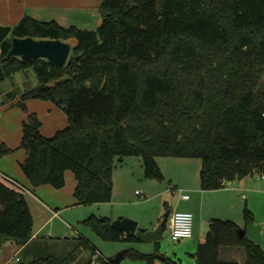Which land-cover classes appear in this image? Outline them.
<instances>
[{"label":"trees","instance_id":"trees-1","mask_svg":"<svg viewBox=\"0 0 264 264\" xmlns=\"http://www.w3.org/2000/svg\"><path fill=\"white\" fill-rule=\"evenodd\" d=\"M100 6L96 30L26 15L0 43V84L30 67L37 75V84L15 103L28 112L20 146L31 184L62 188L71 170L77 203L109 201L114 165L127 156H140L144 176L158 180L164 178L158 157L201 158L206 190L264 172V0H102ZM15 36L77 43L59 66L9 56ZM30 98L57 104L68 125L43 135L38 114L25 103ZM12 150L2 143L0 158ZM244 219L254 220L247 206ZM112 222L94 214L82 220L104 239L140 240ZM33 225L24 191L0 176V239H14L28 256L13 264H73L86 248L83 264H115L113 256L94 259L97 247L83 235L73 238L79 243L63 258L43 254L60 245L50 239H72L32 238ZM239 227L213 219L195 253L197 264H240L222 259L223 248L241 250L244 264H264L262 245L240 237ZM155 244V252L130 247L124 255L145 264H181L160 251V241Z\"/></svg>","mask_w":264,"mask_h":264},{"label":"crops","instance_id":"crops-1","mask_svg":"<svg viewBox=\"0 0 264 264\" xmlns=\"http://www.w3.org/2000/svg\"><path fill=\"white\" fill-rule=\"evenodd\" d=\"M101 1L102 0L99 2L100 4ZM96 6H98V4L96 5L94 0H0V24L9 25L13 29L14 26L19 24L23 17L30 15L43 21L56 20L64 25L65 22L68 23L76 21L78 19V14L88 13ZM73 24L80 26V23L76 22H73L70 25ZM68 42H70L71 45H75L77 40L75 38H70ZM14 77L15 74L11 78L12 81L10 83V87H0V110L4 109L8 111L7 113H16V115H18V118L16 120L14 119V122L11 119V123H4L1 129L2 133L0 145L4 143L13 150L12 152L5 154L0 158V174L14 179L25 188L22 190L27 197V201L34 219V233L32 238H39L43 236L60 237L61 235H58L60 234L58 233L60 232L59 227L51 225V221H54V219L57 218L62 219L66 230L68 227H73L76 229L69 219L61 217L63 215H67L66 217H71L73 222H77L79 224L82 222V220L92 214L97 216L111 217L112 220L121 217H134L140 222L143 220L145 221L147 218V213L138 207L133 206L134 208H131L129 205H139V203H142L132 201L130 199V194L136 186L135 183H137V181H141V179H145L142 182L144 185L142 191L138 192V189H136L137 195L144 197L143 199L146 198L147 194H150L156 190L159 192H166L168 190V185L163 188L165 186L163 181L161 182V180H159L160 182H158V179L146 178L144 176L143 160L140 156H137L136 158L133 156H127L116 161L112 171V182L114 183L112 187L111 199L109 201L92 202L94 205L103 203L112 205L110 208H106L104 211H101L102 213H98V211H94L93 209L88 210V208H85L91 203H77V199L74 196V189L78 181H76L73 172L66 171V180L70 182L72 186L70 189L72 194L70 193V196L72 195L73 199L71 201H68L69 197L68 200L63 198L65 195V192L62 191L63 188H55L49 184L40 186H33L31 184L30 180L27 178L21 167V163L25 160L27 152L23 147L20 146L23 135V122L26 120L28 112L21 109V106L15 104L20 100L21 93L26 89L27 86H29V84L27 81L16 83ZM30 85L34 84L30 83ZM13 92L15 93L13 94ZM9 93L12 94L11 97H9ZM25 103L29 109V112H36L38 114L42 122L40 130L45 136L49 135H47L48 133H44L42 130L44 127L39 110H42L44 115L49 117V122L54 128L62 129L59 127L61 126L60 124H62L61 122L65 121V119L68 122L67 114L64 113L65 110L52 101L30 98L27 99ZM7 113L5 112L4 115L6 116ZM159 158L160 157L157 158V161L164 174L163 179L165 180L167 178V173L159 161ZM201 167L202 160L201 162H196V170L195 168L194 171L188 168L185 169V177L183 180L170 177V182H176L175 186L177 187L174 193H176L177 196L173 197L172 202L174 205L172 204L169 210L191 211L194 214V218L197 216L203 222L207 223L209 228L212 220L215 218L231 219L236 221L240 227H246L248 223H246L244 219V208L247 206L254 214L253 221L255 223L262 224V242L260 243L262 245L264 243V172L255 170L244 178L226 181L224 186L221 188L206 190L201 187ZM2 175L0 176L2 177ZM2 178L5 182L10 183V181L5 179L4 176ZM11 185L17 187L12 183ZM70 190H68L67 193H69ZM182 192L189 193L190 197L183 198ZM67 195L68 194H66V197ZM116 205H119L120 208H117ZM121 206H125L124 209L123 207L121 208ZM37 217L41 218L38 225H36ZM161 220L162 218H159L158 222ZM85 227L90 228L88 226ZM143 229L147 230V228ZM76 230L78 231V229ZM165 230H167L169 233L167 226ZM44 231H46V233H44ZM194 231L196 232V230H193V235L189 238H183L181 240H173L171 236L170 238L172 241H178L181 244L187 241L186 244L190 243L194 247L197 246L198 249V245L205 240L204 238H206L207 232L200 236L197 245V243L193 241ZM93 232L99 236L95 231ZM78 235L85 236L97 247V252H95L96 254L94 255V259L98 255L110 257L105 255L104 252L99 248L94 239L90 236L91 234L87 233L85 230H79ZM3 241L0 239V244ZM161 246L162 244L160 241V251L162 250ZM191 249H193V247ZM21 250L22 246H19L17 252H21ZM196 251H193L191 254L196 256ZM162 253L166 254L165 252ZM222 253H224L226 258H236L240 264H244V253L241 250L236 248H223ZM17 257L19 256H16L13 261H16Z\"/></svg>","mask_w":264,"mask_h":264},{"label":"rangeland","instance_id":"rangeland-1","mask_svg":"<svg viewBox=\"0 0 264 264\" xmlns=\"http://www.w3.org/2000/svg\"><path fill=\"white\" fill-rule=\"evenodd\" d=\"M94 1L96 5L98 4V6L90 10L88 13L78 14L77 15L78 19L76 21H73L76 23H80L79 27H82V28L85 27L87 29L96 30L97 27L99 26L101 18H102L101 12H100V7H101L99 3L100 0H94ZM73 22H68V23L65 22L64 25L69 26ZM14 80L16 83H19L21 81L22 82L27 81L29 85L30 83L35 85L37 83V75H36L34 68L30 67L26 69L25 71L15 74ZM11 81H12L11 79H7L5 82H2L0 84V87H7V88L10 87ZM14 93L15 92H13V94ZM21 109L23 108L21 107ZM39 111H40V117L42 118V121H43V127H44L42 128L43 132L48 133L47 135L49 136L53 135V133H55V131H57V129L59 128H54L53 126H51V123L49 122V117L45 116L42 110H39ZM5 112L7 113L8 111L4 109L0 110V139H1V133H2L1 129L4 123L10 122L11 119L14 122V119L16 120L18 118V115H16V113H7V115L5 116L4 115ZM52 115H55V114H52ZM61 123L62 124H60L61 126L59 127L63 129V127L65 128L68 122L65 119V121ZM133 157L136 158L137 156H133ZM159 161L161 162V164L163 165V168L165 169L167 173V178L165 180L164 179L161 180V182L162 181L164 182L165 186L163 188H165L168 185V190L166 192H163V191L159 192L158 190H156L150 194H147L146 198L143 199L144 197L137 195L136 193V189H138V192L142 191L143 189L144 185L142 184V182L145 179H141V181H137V183H135L136 186L130 194V199L132 201L142 202V203H139V205L129 204L130 207L131 208L138 207L139 209L147 213V218L145 219V221L143 220L142 222H140L137 218H134V217H130V218L137 220L139 222V227L147 228V230L155 229L158 226L159 224L158 219L162 218L163 215L170 209L171 205L173 204L172 202L173 197L177 196V194L174 193L177 187L175 186L176 182H173V183L170 182V177L183 180V178L185 177L184 176L185 169L188 168L194 171V168H195L196 170V162H201V158H184V157H175V156L170 157L168 155L166 157L165 156L160 157ZM197 167H198V163H197ZM68 172H72V171L68 170ZM158 182L160 181L158 180ZM71 187L72 186L70 182H68L67 180H66L65 186L62 187L63 188L62 191L65 192V195L63 198L68 200V197H69L68 201H71L73 199V196L72 195L70 196ZM68 190H70L69 193H67ZM66 194H68L67 197H66ZM91 204L87 205V207L85 208H88V210L93 209L94 211H98V213H102L101 211H104L106 208H110L112 206L110 204H105V203L99 204V205H94V203L92 205ZM116 207L120 208L119 205H116ZM122 207L124 209L125 206H121V208ZM66 216L67 215H63L61 217L69 219V221L73 223L74 227L78 229V231L85 230L87 233L91 234L90 236L94 239L96 244L104 252L105 255L114 257L119 252L124 251V249L130 248V247L138 248L140 251H143V252H149V253L155 252V249H156L155 242L128 241V240L110 241V240L97 236L90 228L85 227L84 224H82V222L80 224L77 222H73L71 217H66ZM39 220H41V218L37 217L36 225H38ZM51 225L59 227L60 232L58 233L60 234L58 235H61L63 237L70 236L72 239V242L50 239L54 243L59 242L58 243L60 244L58 245L59 247H57L56 244H53L52 247L54 248H48L44 252L43 251L42 252L43 254L54 252V253L61 255V257L63 258L65 257L64 255H67L68 254L67 252H69L72 249V246H75L79 243L77 239H73L74 237H78V231L73 227H68V229L66 230L65 225L62 219L60 218H57V219H54V221H51ZM208 229H209V225L203 222L197 216H195L194 230H196V232L194 231L193 241H195L197 245H198V240L200 236H202L205 232H207ZM44 233H46V231H44ZM186 242L181 244L178 241H172L168 231L165 230L164 239L161 240V244H162L161 252H165L167 255H169L170 257L174 258L175 260L179 262L181 261L182 264H197L196 257L191 254L193 251L197 250V246L194 247L190 243L186 244ZM63 244H64V247L60 248L61 245ZM262 246L264 247V243L262 244ZM18 247H19V244L14 239L4 240L0 246V264L16 263V261H13V259L16 256H19L22 258H28L26 252H17ZM192 247L193 249H191ZM83 251H84L83 254L79 256L80 261L73 263V264H83L84 257L88 256L89 250H87L86 248V249H83ZM220 257L222 259H228L222 252H221ZM244 260L245 258H243V261ZM122 264H145V263L141 259H134V258L127 256L122 260ZM156 264H168V263L162 262L161 260L158 259L156 261Z\"/></svg>","mask_w":264,"mask_h":264},{"label":"water","instance_id":"water-1","mask_svg":"<svg viewBox=\"0 0 264 264\" xmlns=\"http://www.w3.org/2000/svg\"><path fill=\"white\" fill-rule=\"evenodd\" d=\"M12 27L0 24V42L11 36ZM72 45L68 41L54 38H35L33 36L12 37L9 56H18L22 60H35L38 58L49 59L53 64L63 66L66 64ZM168 210L162 217L158 226L152 230H145L139 227V222L130 217H121L113 220L112 224L125 232L135 233L141 241H161L164 239L165 224L170 215ZM240 237L247 235L257 243L262 242V224L250 221L246 227H239ZM125 258L124 251L114 256L115 264H120Z\"/></svg>","mask_w":264,"mask_h":264},{"label":"built area","instance_id":"built-area-1","mask_svg":"<svg viewBox=\"0 0 264 264\" xmlns=\"http://www.w3.org/2000/svg\"><path fill=\"white\" fill-rule=\"evenodd\" d=\"M3 176L5 177V179H8L10 183L14 184L18 188L23 190L25 189L21 184H19L14 179L5 175H2V177ZM182 197L189 198L190 194L182 192ZM166 226L173 240H181L183 238H189L193 235L194 214L191 211H186V210H173L170 212V215L166 221ZM18 260L19 257L16 258V261Z\"/></svg>","mask_w":264,"mask_h":264}]
</instances>
